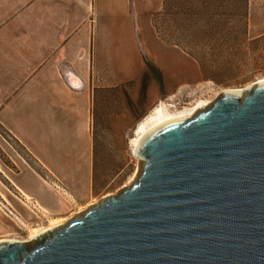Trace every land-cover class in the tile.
Returning <instances> with one entry per match:
<instances>
[{
	"label": "water",
	"instance_id": "water-1",
	"mask_svg": "<svg viewBox=\"0 0 264 264\" xmlns=\"http://www.w3.org/2000/svg\"><path fill=\"white\" fill-rule=\"evenodd\" d=\"M136 156L118 194L0 241V264H264V83L162 124Z\"/></svg>",
	"mask_w": 264,
	"mask_h": 264
},
{
	"label": "crops",
	"instance_id": "crops-1",
	"mask_svg": "<svg viewBox=\"0 0 264 264\" xmlns=\"http://www.w3.org/2000/svg\"><path fill=\"white\" fill-rule=\"evenodd\" d=\"M162 4L0 0V125L56 179H91L95 88L137 78L145 52L164 76L180 53L153 37Z\"/></svg>",
	"mask_w": 264,
	"mask_h": 264
},
{
	"label": "rangeland",
	"instance_id": "rangeland-1",
	"mask_svg": "<svg viewBox=\"0 0 264 264\" xmlns=\"http://www.w3.org/2000/svg\"><path fill=\"white\" fill-rule=\"evenodd\" d=\"M161 9L152 14L149 26L155 40L170 48L183 51L173 41L194 33L229 38L216 44V50L201 43L189 44L193 52L208 53L204 72L197 61L180 51L185 62L179 54L169 53L170 67L164 66L163 76L151 59L153 54L145 52L144 68L137 78L95 88L90 180L56 179L0 125V241L33 243L32 231L64 223L104 197L118 194L135 180L141 161L132 137L138 123L160 103L169 113H176L199 101L212 102L227 90H245L264 77V0L248 1L246 19L220 16L221 26L215 25L219 17L210 9L197 15L186 14L179 11L177 3L170 2L167 11L157 17ZM183 16L187 19L179 20ZM196 18L205 26L186 24L188 19ZM244 37L246 40H241ZM178 66L184 67L183 77ZM109 79L107 71V84Z\"/></svg>",
	"mask_w": 264,
	"mask_h": 264
},
{
	"label": "trees",
	"instance_id": "trees-1",
	"mask_svg": "<svg viewBox=\"0 0 264 264\" xmlns=\"http://www.w3.org/2000/svg\"><path fill=\"white\" fill-rule=\"evenodd\" d=\"M248 1L249 0H163L162 9L157 13V17L159 15H163L169 5L170 2L175 5L177 3L178 9L180 12H184L186 14L193 13L194 15L199 14V12H203L205 10H211L213 12L214 16L219 17L215 21L216 26H221L222 19L220 16L226 15V16H239L240 19H246L247 16V10H248ZM184 10V11H183ZM189 12V13H188ZM196 17V16H195ZM187 18H179V20H186ZM202 20L199 19H188L186 24L189 26L194 27H202L205 26L201 23ZM227 21V19H226ZM206 22V21H205ZM185 26V25H184ZM229 37L224 36H215V35H205V34H199L194 33L191 35L181 36L180 41H173V44L180 47L187 55L192 57L195 61L198 62L200 69L202 72L205 71L207 61V55L206 52H193V49L189 47V44L195 43V44H203L204 47H208L209 49L216 50V44H219L221 42H226ZM243 41L246 40L244 37L241 39ZM210 45V47H209ZM203 47V48H204ZM211 54V53H209ZM214 54V53H212Z\"/></svg>",
	"mask_w": 264,
	"mask_h": 264
},
{
	"label": "bare ground",
	"instance_id": "bare-ground-1",
	"mask_svg": "<svg viewBox=\"0 0 264 264\" xmlns=\"http://www.w3.org/2000/svg\"><path fill=\"white\" fill-rule=\"evenodd\" d=\"M264 83V77L257 79L253 85ZM232 93L243 95L244 89L239 90H228ZM211 104V101H199L195 105L191 107H185L181 111L176 113H169L165 106L160 103L159 106H157L152 113H150L148 116H146L144 119H142L134 132V136L132 137V144L134 147V150L138 149V147L141 144V141L147 134L152 132L157 127L161 126L162 124L172 121V120H179L187 117H192L197 113L200 109L205 108ZM52 228V227H51ZM49 229V228H48ZM46 231V230H45ZM44 230L41 231H32L30 234V238H34L37 235H39L42 232H45ZM31 239V240H32Z\"/></svg>",
	"mask_w": 264,
	"mask_h": 264
}]
</instances>
